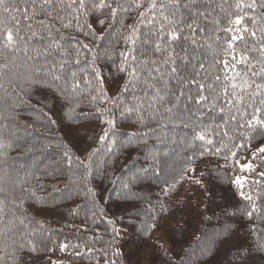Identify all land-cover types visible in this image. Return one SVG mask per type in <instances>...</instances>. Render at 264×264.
<instances>
[{
  "label": "trees",
  "instance_id": "obj_1",
  "mask_svg": "<svg viewBox=\"0 0 264 264\" xmlns=\"http://www.w3.org/2000/svg\"><path fill=\"white\" fill-rule=\"evenodd\" d=\"M217 2L184 7L188 0H182L176 17L182 35L172 45L178 56L187 51L206 61L209 77L220 73L226 47V33L213 21L224 29L237 14L235 0H226L224 12ZM9 6L21 10L13 15L32 58L17 53L13 83L6 78V91L0 90V173L6 181L0 199L9 205L0 224L8 229L0 232V264H264V154L257 153L264 146V124L248 127V117H238L224 125L227 110L192 118L188 114L197 106L178 99L175 80L168 81L164 100L154 101L145 81L163 85L146 70L130 83L128 70H119L121 53L132 48V28L147 30L139 23L144 8L118 13L115 22L108 8L89 11L80 15L79 28L75 21L68 28L49 21L53 27L46 30L38 23L43 13L31 14L32 0ZM25 7L31 19H25ZM205 9L212 13L207 19L195 16ZM245 12L251 27V10ZM194 19L204 31L188 29ZM253 43L248 37L247 44ZM34 50L47 55L37 58ZM134 54L138 60L163 58L139 41ZM5 57L14 58L5 51L0 64ZM34 68L42 70L25 78ZM201 125L209 128L210 144L196 138ZM247 163L254 170L241 171L239 165ZM237 176L244 178L242 189L234 183ZM61 244L69 247L61 250Z\"/></svg>",
  "mask_w": 264,
  "mask_h": 264
},
{
  "label": "snow or ice",
  "instance_id": "obj_2",
  "mask_svg": "<svg viewBox=\"0 0 264 264\" xmlns=\"http://www.w3.org/2000/svg\"><path fill=\"white\" fill-rule=\"evenodd\" d=\"M198 0H188L184 7H189L197 3ZM145 3L147 7H144ZM226 0H219L216 6L221 12L225 11ZM182 4V0H115V7H113V0H32L31 14L36 16L43 13L44 20L39 21V25L46 30L53 27L49 21H59L61 26L68 28L75 21L77 27H80V15H87L89 11H99L101 9H110V14L115 22V18L118 13H127L132 10H139V23L145 25L147 30L140 33L138 28H132L127 40L131 42L132 48L126 53H121L123 60L120 66V71L128 70L130 77V83L139 78L142 71H147L149 79L153 82L162 83V87H154L145 81L146 85L152 88L154 101H163L165 95L169 89L168 81L175 80L181 86L178 99L184 97L188 102H194L197 106L196 112H189V116L195 119L203 118L207 113L218 110L219 113H225L227 110V119L223 120V124L227 125L229 120L237 121L238 117L246 120V125L252 127L253 124H264V118H261V114H264V15H257V9H264V0H235L234 7L237 9V14L234 18L229 16L227 21L228 27L224 29L219 28V21L214 20V26L217 30H222L226 33L225 41L226 47L222 48L224 59L222 62V69L219 74L212 77L208 76V68L206 67V61L197 59L195 55L185 51L183 57L178 56L172 45L181 38V32L177 22V12ZM14 0H0V54L7 51L13 55L12 60L0 64V90L4 89L5 79L7 83L12 84L15 77L14 65L16 63L15 55L17 53H23L25 58L31 59L29 56V48L27 46V38L21 35L19 21L15 20L14 13H20V9L14 6ZM159 5H164L160 7ZM211 7V5H210ZM245 9L251 10V27H248L245 22V16L248 15ZM212 11H215L213 9ZM25 19H31L28 16L29 9L25 7L23 9ZM63 13V15H61ZM5 14L15 22V26H9L8 19ZM212 13L207 9L197 11L196 17H204L207 19ZM67 21V22H65ZM122 22V21H121ZM104 23L103 20L100 21ZM31 30V24L28 25ZM188 29L195 33L197 29L204 31L203 28H199V25L195 23V19L192 24H189ZM87 28L91 31L92 26L89 24ZM58 30V29H57ZM230 34V39H228ZM37 35L36 32H32V36ZM251 37L254 43L249 46L247 44V38ZM219 40V37H217ZM139 41L144 45H149L156 53L162 55L161 60H149L147 58L138 60L134 54L135 45ZM241 41L242 46L237 47L236 42ZM23 45V47H22ZM83 48L87 49L88 45H83ZM212 46L209 45V48ZM36 57L40 55H47L41 53L39 50H34ZM213 52V62H217V53L215 49ZM250 53H256L252 56ZM230 57V59H229ZM183 63L181 68L180 63ZM78 62V61H77ZM243 65V69H239L238 66ZM62 67V65H60ZM56 65H52L48 68V71H53ZM13 72V77H7L6 71ZM41 68L28 69L27 79H33L41 71ZM193 87L195 88V95L192 94ZM163 93V94H162ZM224 99V105H220L217 109V103L220 98ZM2 102V99H0ZM248 109H252L251 114ZM169 113L172 109H168ZM199 113V116H197ZM4 115V109H0V117ZM179 118V117H178ZM183 123V119H181ZM109 124L112 121H108ZM187 126V125H185ZM209 128L201 125L199 132L196 134V138L201 141L211 143L210 139H207V132ZM227 135V131L224 133ZM105 137H101L103 140ZM4 142L3 137L0 136V150L3 149ZM219 151V150H217ZM257 153L264 154V146L257 149ZM253 153V157L257 155ZM67 155V154H66ZM236 153L233 152L232 156L235 157ZM239 163V162H237ZM240 170H254L252 163L240 164ZM188 171L194 172L195 169H188ZM261 177H264V172L260 173ZM5 174L0 173V192L4 191L3 185L5 184ZM196 183H200L196 180ZM234 183L243 188L244 178L237 176ZM89 193L91 189L88 190ZM242 198L252 202L253 197L251 195H245L243 191L240 192ZM14 203V202H13ZM6 202L4 199H0V224L5 222ZM255 211V205L253 204L252 210L247 212V216L251 218ZM23 220L20 221L23 224ZM9 225L12 221L7 222ZM8 229L0 228V232ZM69 247L66 244H61V250ZM72 247H77L73 245ZM20 249H24V245L20 246ZM35 251V249H32ZM91 253L92 249H87ZM76 255H81L77 252ZM118 254V253H117ZM50 264H56L55 261Z\"/></svg>",
  "mask_w": 264,
  "mask_h": 264
}]
</instances>
